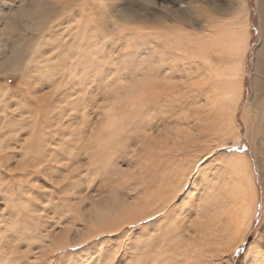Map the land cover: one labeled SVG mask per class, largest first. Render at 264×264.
Returning <instances> with one entry per match:
<instances>
[{
  "label": "rangeland",
  "instance_id": "rangeland-1",
  "mask_svg": "<svg viewBox=\"0 0 264 264\" xmlns=\"http://www.w3.org/2000/svg\"><path fill=\"white\" fill-rule=\"evenodd\" d=\"M45 1L0 0V51L13 43L10 36H25L20 69L0 68V264H236L252 254L264 225V133L254 91L264 80L261 0ZM29 6L46 11L45 19L24 15L20 9ZM36 21L47 24L43 34L30 28ZM244 32L247 49L238 62ZM231 68L242 71L232 121L222 96ZM221 152L233 164L244 156L240 174L208 162ZM100 155L111 156L108 166ZM178 164L188 174L179 185ZM247 172L244 186L248 194L252 186L254 200L245 194L251 209L241 240L198 228V220L223 216L214 200L226 184L235 193ZM70 182L75 187L66 188ZM169 186L183 187L159 209L152 203ZM238 197L227 207H237ZM118 217L116 229L102 225ZM135 220L144 227L76 255L94 237Z\"/></svg>",
  "mask_w": 264,
  "mask_h": 264
},
{
  "label": "bare ground",
  "instance_id": "bare-ground-1",
  "mask_svg": "<svg viewBox=\"0 0 264 264\" xmlns=\"http://www.w3.org/2000/svg\"><path fill=\"white\" fill-rule=\"evenodd\" d=\"M71 1H73V4L72 5H76L77 4V0H71ZM46 2V4L48 5V1L46 0L45 1ZM35 4H38V5H45L44 4V2H43V0H35ZM46 5V6H47ZM261 6H263L264 7V4H260ZM21 10V12L24 14V15H26L27 17H31V14H35V16H32L31 18H33V19H35V17H37L36 19H43V17H44V19H45V17H46V14H47V12L46 11H41V12H38V11H34L30 6L29 7H27V8H23V9H20ZM49 13L51 14L52 13V11H49ZM14 14V13H13ZM17 14V13H16ZM33 14V15H34ZM15 16V15H14ZM47 18H51L50 16L49 17H47ZM27 19V18H26ZM41 19H40V21H41ZM38 21H36V24H33V25H30V28L32 29V30H34V29H37L38 31L40 30V31H42V34H43V27H46L47 26V24H43V25H40V23L38 22ZM23 23V22H22ZM44 23V22H43ZM9 24V23H8ZM6 25V29H8L9 30V32H12V31H17V26L14 24V23H10L9 25ZM25 27V26H24ZM29 27V26H28ZM19 30V29H18ZM3 33V32H2ZM264 33V32H263ZM12 34V33H11ZM244 38H243V41L241 42V55H239L238 54V62L239 61H242L243 60V53L244 52H246V49H247V43H246V40H247V34H248V32H244ZM8 35L9 34H7V37H8ZM21 36H23V38H20V36H19V34H17V36H19V37H17L16 38V35H12V37L10 36L8 39H11L12 41H13V43L10 45V47H8V44L7 43H4L5 44V46L7 45V47L8 48H6V49H4V50H1L0 51V68L2 69H6V68H9V70L10 71H12V73H15L17 70H19L20 69V62H21V60L23 59L22 57H21V54H20V46H19V44H20V42H21V39H25V36L24 35H22V34H20ZM32 37V36H31ZM233 38V37H232ZM31 39V38H30ZM238 39V38H237ZM4 41H6V39L4 40ZM8 41V40H7ZM6 41V42H7ZM232 41V40H231ZM231 41H229V46H228V48H229V50H228V52H231V50H233L232 49V45H231ZM233 41H234V39H233ZM239 42V41H238ZM240 43V42H239ZM3 44V45H4ZM233 44V43H232ZM237 45V44H236ZM4 47V46H3ZM42 50V49H41ZM47 50V49H46ZM50 50L51 49H48V53H51V54H48L47 52V55H48V59L49 58H51L52 57V53H54V52H50ZM238 50V49H237ZM236 52V51H235ZM238 52V51H237ZM236 52V53H237ZM47 55H46V57H47ZM35 57V56H34ZM41 58V57H40ZM47 59V60H48ZM52 59V58H51ZM46 62H48V61H46ZM45 62V63H46ZM53 62V61H52ZM51 62V63H52ZM27 63V62H26ZM45 63H43V64H45ZM43 64H41V65H43ZM25 65V64H24ZM53 65V64H52ZM7 66V67H6ZM45 66V65H44ZM44 66H41V67H44ZM234 68V67H233ZM233 68H231L230 69V71H229V74H228V76H227V78H226V84L228 83L229 84V88L227 89V90H225L224 91V93H223V99H224V101H223V104H224V102H225V105L227 106H229V116H230V118H229V120H231L232 121V117H231V115L232 114H234L235 112V109L237 108V101H238V99H239V97L241 96V89H242V84H241V75H242V71L241 70H239V71H234V69ZM238 68H240V67H238ZM0 69V70H1ZM34 69H36V68H34ZM40 69V68H39ZM44 69H48V68H44ZM243 69V68H242ZM32 69H28V71H31ZM50 72V71H49ZM48 72V74L50 75V73ZM47 74V75H48ZM60 74V73H59ZM27 75V74H26ZM34 75H37V74H35V72H34ZM52 75V74H51ZM24 76H25V73H24ZM23 76V77H24ZM27 76H29V75H27ZM50 77V76H49ZM51 78V77H50ZM25 80H24V82H27L29 79H26V78H24ZM32 80V79H31ZM36 80V79H35ZM34 80V81H35ZM29 84H26L27 86H29L30 88H31V83L30 82H28ZM36 86V85H35ZM33 87V86H32ZM26 88V87H25ZM225 88V87H224ZM27 90V89H26ZM30 90V92L32 93V90L31 89H29ZM254 91H255V93L256 94H259V96L261 97V99L259 98V111H261V115H262V120H261V129H262V133H264V80H258V83L255 85V87H254ZM29 92V91H28ZM29 92V93H30ZM140 92V91H139ZM54 93V92H53ZM151 93V92H150ZM55 94H56V92H55ZM258 96V97H259ZM254 98V97H253ZM13 99V98H12ZM45 99V98H44ZM49 99V98H48ZM255 99V98H254ZM18 100V99H17ZM47 100V99H46ZM45 101V100H44ZM49 101V100H48ZM51 101H53V100H51ZM222 101H221V103H222ZM15 102V101H14ZM59 102V101H58ZM7 104V103H6ZM5 104V105H6ZM22 104V103H21ZM52 104V103H51ZM5 105L4 104H2V106H4L5 107ZM47 105V104H46ZM225 105H223L224 107H225V109H227L226 108V106ZM7 106V105H6ZM52 106V105H51ZM219 106H220V103H219ZM227 106V107H228ZM9 107V106H8ZM44 107H45V105H44ZM5 108H7V107H5ZM48 108H51L50 106H48ZM50 110V109H49ZM220 110H222V109H219V111ZM257 110H258V108H257ZM6 112V109H3L1 112ZM223 112V111H222ZM234 112V113H233ZM48 113V112H47ZM226 113V112H225ZM228 113V112H227ZM221 114H223V113H221ZM223 115H225V114H223ZM227 115V114H226ZM232 116H234V115H232ZM22 117V116H21ZM225 117V116H224ZM113 118V117H112ZM116 118V117H115ZM228 118H227V120H228ZM8 120V119H7ZM11 120V119H10ZM118 120H119V118H118ZM122 120V119H121ZM110 123H112V121H110ZM122 123V122H121ZM114 131H115V129H114ZM117 132H118V129H117ZM236 134V133H235ZM187 135V134H186ZM238 137V136H237ZM112 140V139H111ZM119 147H120V145H118ZM118 147V148H119ZM108 149V148H107ZM110 149V148H109ZM178 149V148H177ZM39 150V149H38ZM116 150V149H115ZM2 151V150H1ZM121 151V150H120ZM51 152V151H50ZM116 152V151H115ZM46 153V152H45ZM47 154V153H46ZM51 153H49L47 156H49ZM112 154H113V150H112ZM112 154H111V156H112ZM118 154V153H117ZM39 158H40V160H42V158H43V155H44V152L43 151H41L39 154ZM54 155V154H53ZM235 155V154H234ZM106 156H107V154H106ZM111 156H109L108 155V157H105V156H103V155H100V157H98V160L101 158H105V160L107 161V162H105V163H103V160H102V164H105V165H107L108 163H110L109 161V159L111 158ZM90 157V156H89ZM93 158H94V156H92ZM207 157V156H206ZM209 157V156H208ZM234 157H238V156H234ZM244 156H242V157H238L239 159H240V161H241V163H239V164H233L231 161H227L226 160V154L224 153V152H221L220 154L218 153L217 154V156L215 157L214 156V158L212 157V159H210L208 162L209 163H218V162H221L222 164H220L221 165V167H222V169H224V171L226 170L227 172H229V173H231V176L232 175H236V173L237 174H240L239 173V169L241 170L242 168H244L245 166H246V160H245V158H243ZM46 158V157H45ZM48 158V157H47ZM197 159H198V157H196ZM203 158V157H202ZM238 158H236L235 159V162H239V159ZM199 161H200V159H198ZM176 161V160H175ZM92 162H93V160H92ZM95 162V161H94ZM195 162V161H194ZM194 162L192 163V165L194 164ZM198 162V161H197ZM4 163V162H3ZM3 163H1V164H3ZM177 163V162H176ZM101 164V165H102ZM179 164H180V162H179ZM175 165V169H177V171H178V173H179V175H182V177L181 176H179L178 174H177V178H176V180H175V182H176V184H180L182 181H184L183 180V178H185V177H188L187 175V173H185L184 172V170H183V172H181L180 170H182V168L181 167H183V166H181V165ZM196 164V163H195ZM170 165H172L171 163H170ZM169 165V167L168 168H170V167H172V166H170ZM189 166L187 167V169H190L191 168V164L189 163L188 164ZM90 166H92L93 167V165H90ZM95 166V165H94ZM108 166V165H107ZM98 167H99V165H98ZM102 167V166H101ZM185 167V166H184ZM103 168H106V167H103ZM97 169V168H96ZM172 170H174L173 168H171ZM180 169V170H179ZM169 170V169H168ZM87 171H88V169H87ZM185 171H186V169H185ZM225 171V172H226ZM89 172V171H88ZM168 172V171H167ZM171 172V171H170ZM169 173V172H168ZM173 173V172H172ZM177 173V172H176ZM248 173V175H242L243 176V179L242 178H240V177H238V179H237V181H236V183H235V185H237V187H235L236 188V192L235 193H233L232 191H230V192H228L227 193V184H226V186H225V188H224V192H223V195L221 196V197H218L217 199H215L216 197H214V201H215V204L216 205H218L219 206V209H222L223 210V212H221L220 214H222L223 216H217V217H214L213 218V222H211V224H210V222H209V220H198V222H197V225H198V228H200V229H202V230H207V229H209L208 230V232L210 231V230H213L212 228H215V232L217 231V234L219 235V236H223V235H225V234H227V240H229V239H232V238H239L238 240L240 241L241 240V237H242V233H243V229H244V226H245V224H246V222H247V220H248V214H249V212H250V209H251V206L249 205V208H248V206L247 207H245V200H244V198H245V194H248L247 192H246V189H245V186H244V179H246L247 180V182H248V179L249 178H251V174H250V172H247ZM171 174V173H170ZM173 176V175H172ZM175 176V175H174ZM240 176V175H239ZM242 180V181H241ZM166 183H168V182H166ZM184 183V182H183ZM185 184V183H184ZM183 184V185H184ZM166 185V184H165ZM171 185V184H170ZM193 185H195L194 183H193ZM166 187V186H165ZM164 187V188H165ZM170 187V186H169ZM176 187V186H175ZM183 186H181V188H182ZM162 188V187H161ZM167 188H168V186H167ZM166 188V189H167ZM171 188V187H170ZM181 188H177V189H172V190H166V192L165 193H163L160 197H158V199H156L152 204H154V206L156 205V207L158 206V208L160 209V204L162 205V203H164L165 201H167V200H171V199H174L175 197H176V192L178 191H180V189ZM165 190V189H164ZM160 192H162V190L160 191ZM188 194H189V196L190 195H192V192H188ZM240 194V195H239ZM239 196L238 198H240V201H239V203H238V206L236 207V205L235 204H232V205H230V206H228L227 207V202H228V199L229 198H236V196ZM157 197V196H156ZM248 197H249V199H251V202H253V200H254V193H253V190H252V186H250L249 185V194H248ZM183 198V197H182ZM213 198V197H212ZM237 198V199H238ZM152 199L154 200L155 199V197H152ZM213 200V199H212ZM165 203H168V202H165ZM225 203H226V207L227 208H230V210L228 211V212H226V207H225ZM167 205V204H166ZM212 205V204H211ZM163 206V205H162ZM187 206V205H186ZM151 207H153V206H151ZM155 214L157 213V212H154ZM99 214V213H98ZM214 214V216L216 215V213H213ZM147 215V213H146V211L145 212H137L136 214L134 213L131 217H130V221H132V220H134V219H137V218H141L142 216H146ZM149 215V214H148ZM154 215V214H153ZM210 215H212V214H210ZM207 216V215H206ZM213 216V215H212ZM204 217V216H203ZM222 217H225V221L223 222V218ZM205 218V217H204ZM199 219H201V217L199 218ZM208 219V218H207ZM210 219V218H209ZM211 220V219H210ZM136 221V220H135ZM207 221V222H206ZM115 222H116V224H118V226H121L122 225V221L120 220V217H118V218H114V220L113 221H111V219L110 218H108L107 220H105L103 223H102V225L104 226H106L107 227V229H109V230H114V229H116L115 228ZM101 223V222H100ZM101 225V224H100ZM100 225L98 226V228L100 227ZM101 225V226H102ZM207 226V227H206ZM149 227V226H148ZM94 229H96V227H94L93 228V230ZM100 230H101V228H100ZM211 232V231H210ZM209 232V233H210ZM229 232V233H228ZM217 234H215V235H217ZM237 240V241H238ZM226 242V241H225ZM41 243V242H40ZM235 243H236V241H235ZM238 243V242H237ZM237 243H236V246H237ZM235 246V245H234ZM259 250L257 251V255L256 256H254L253 257V264H264V256H259ZM84 258V257H83Z\"/></svg>",
  "mask_w": 264,
  "mask_h": 264
},
{
  "label": "snow or ice",
  "instance_id": "snow-or-ice-1",
  "mask_svg": "<svg viewBox=\"0 0 264 264\" xmlns=\"http://www.w3.org/2000/svg\"><path fill=\"white\" fill-rule=\"evenodd\" d=\"M164 3H169L171 0H162ZM186 0H175V4L178 6L179 4L185 3ZM261 3L264 4V0H261ZM255 24V20L253 21ZM259 28L261 31H264V12H261L260 18H259ZM261 43H264V39L261 40ZM262 155H264V149H262ZM199 174V168H195L193 170V179L197 177ZM79 180V177H72L71 181H77ZM81 183H83L81 181ZM75 187V184L70 182L66 185V188H73ZM26 223V217L23 218ZM144 227V221H135L133 223L127 224L123 229L120 230L119 233H104L100 234L96 237H94L91 241L87 242L86 244L80 246L79 252L76 253V255L80 253H85L91 249L102 247V246H108L113 243L114 240H116L119 236H123L125 233H133L134 231L139 230L140 228ZM252 236L249 234L248 240L252 241ZM257 240L260 241V243L257 245L255 241H253V250L252 254H250L246 258L238 259L236 261V264H253V257L257 255V247L259 248V255L264 256V225H261L259 228V234L257 236ZM247 244H245V247ZM245 247H240L237 249L238 253H243L245 250ZM59 264H67L66 260H62L59 262ZM72 264H90V262L85 258L83 260H74L72 261Z\"/></svg>",
  "mask_w": 264,
  "mask_h": 264
}]
</instances>
